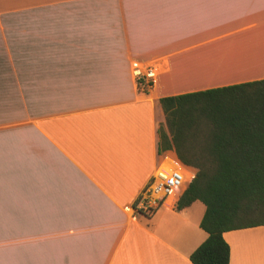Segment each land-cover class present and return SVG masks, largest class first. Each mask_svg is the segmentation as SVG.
I'll list each match as a JSON object with an SVG mask.
<instances>
[{"label":"crops","instance_id":"obj_1","mask_svg":"<svg viewBox=\"0 0 264 264\" xmlns=\"http://www.w3.org/2000/svg\"><path fill=\"white\" fill-rule=\"evenodd\" d=\"M263 79L264 0H0V264H193L203 203L137 209L181 163L160 99ZM224 238L264 264V227Z\"/></svg>","mask_w":264,"mask_h":264},{"label":"trees","instance_id":"obj_2","mask_svg":"<svg viewBox=\"0 0 264 264\" xmlns=\"http://www.w3.org/2000/svg\"><path fill=\"white\" fill-rule=\"evenodd\" d=\"M159 153L197 173L176 204L200 201L207 239L193 264H230V231L264 227V79L163 97Z\"/></svg>","mask_w":264,"mask_h":264},{"label":"built area","instance_id":"obj_3","mask_svg":"<svg viewBox=\"0 0 264 264\" xmlns=\"http://www.w3.org/2000/svg\"><path fill=\"white\" fill-rule=\"evenodd\" d=\"M133 74L138 81L144 80L149 86H153L157 82L156 71L151 67H142L136 64ZM193 178V174L177 160L165 159L139 197L138 206L141 207L137 206V209L153 212L167 200L175 199L183 194ZM126 209L129 211L131 207Z\"/></svg>","mask_w":264,"mask_h":264},{"label":"rangeland","instance_id":"obj_4","mask_svg":"<svg viewBox=\"0 0 264 264\" xmlns=\"http://www.w3.org/2000/svg\"><path fill=\"white\" fill-rule=\"evenodd\" d=\"M257 236H258V235H257ZM255 238H257V237H255ZM259 240H260V239L257 238L258 244H259ZM261 241H263V240L261 239ZM251 242H252V239H251V237H250V238H248V245H250ZM263 242H264V241H263ZM245 243H246V241H245L243 244L241 243L242 245L238 248L239 251H240L241 247H242Z\"/></svg>","mask_w":264,"mask_h":264}]
</instances>
